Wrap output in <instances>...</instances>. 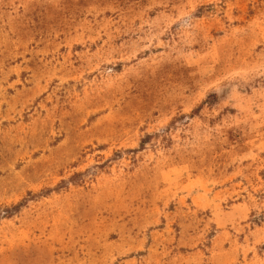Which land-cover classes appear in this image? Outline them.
<instances>
[{
	"label": "rangeland",
	"instance_id": "374dc122",
	"mask_svg": "<svg viewBox=\"0 0 264 264\" xmlns=\"http://www.w3.org/2000/svg\"><path fill=\"white\" fill-rule=\"evenodd\" d=\"M0 264H264V0H0Z\"/></svg>",
	"mask_w": 264,
	"mask_h": 264
}]
</instances>
